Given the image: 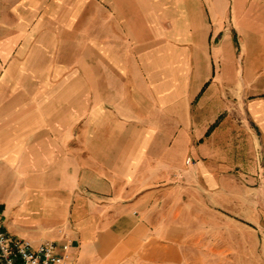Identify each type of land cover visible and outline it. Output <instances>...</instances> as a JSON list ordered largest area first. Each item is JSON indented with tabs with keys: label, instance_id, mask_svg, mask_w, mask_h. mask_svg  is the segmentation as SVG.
<instances>
[{
	"label": "crops",
	"instance_id": "0c3cea01",
	"mask_svg": "<svg viewBox=\"0 0 264 264\" xmlns=\"http://www.w3.org/2000/svg\"><path fill=\"white\" fill-rule=\"evenodd\" d=\"M83 3L0 0L2 229L63 264H198L228 234L243 248L264 216V0H99L91 30ZM70 40L127 79L107 108L99 65L69 82Z\"/></svg>",
	"mask_w": 264,
	"mask_h": 264
},
{
	"label": "rangeland",
	"instance_id": "374dc122",
	"mask_svg": "<svg viewBox=\"0 0 264 264\" xmlns=\"http://www.w3.org/2000/svg\"><path fill=\"white\" fill-rule=\"evenodd\" d=\"M103 2H105L103 4ZM99 0H84V28L92 29L91 20L93 16H98L97 11L94 10V5H98ZM102 5H107L106 1L101 2ZM72 7V5H70ZM97 13V14H96ZM82 16V17H83ZM259 20L264 22V10H261L258 13ZM81 28V27H80ZM86 38V37H85ZM91 38V36H90ZM68 55L63 58L62 61L65 63H70V67H72L76 74L72 75L69 78V82H79L84 81L92 84V82L97 79V70L99 65L100 75L99 80L102 83V87L99 91L101 103L105 105L103 108H107L108 106V94H109V84L111 82H125L127 79L124 76H120L114 73V69L110 66V61L108 57L102 56L100 58L93 57L92 51V42L85 41L82 43L80 41H68L67 45ZM102 52L107 50V43L101 44ZM106 52V51H105ZM138 80H148L147 74L143 73L142 76L137 78ZM134 80H136L134 78ZM59 92V91H57ZM93 90H89L86 93V100H91L93 98ZM72 97V95L70 96ZM246 113L242 110L241 114L244 116ZM226 116V115H225ZM238 117V114H236ZM236 120V118H235ZM246 122H242L241 120L236 121L235 124L238 125L239 128L245 125ZM244 128L247 129L246 125ZM252 129V127H249ZM259 232L256 234H248L245 233L242 237L244 238V247L242 248L241 243V235L236 234H228L226 239L228 240L227 245L228 249H215L217 244H221V242L215 243L213 242L212 249L206 250H198L196 254L197 263L201 264L204 261L202 258L205 257L206 264H264V216H262L261 225L258 230Z\"/></svg>",
	"mask_w": 264,
	"mask_h": 264
},
{
	"label": "built area",
	"instance_id": "2783aa9c",
	"mask_svg": "<svg viewBox=\"0 0 264 264\" xmlns=\"http://www.w3.org/2000/svg\"><path fill=\"white\" fill-rule=\"evenodd\" d=\"M68 248L69 244H64L63 253ZM64 258L55 243L45 242L32 247L26 240H10L0 225V264H63Z\"/></svg>",
	"mask_w": 264,
	"mask_h": 264
}]
</instances>
